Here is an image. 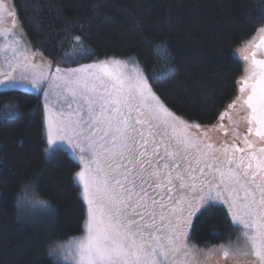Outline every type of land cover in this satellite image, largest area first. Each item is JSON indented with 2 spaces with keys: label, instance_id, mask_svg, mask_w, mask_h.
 Masks as SVG:
<instances>
[{
  "label": "snow or ice",
  "instance_id": "1",
  "mask_svg": "<svg viewBox=\"0 0 264 264\" xmlns=\"http://www.w3.org/2000/svg\"><path fill=\"white\" fill-rule=\"evenodd\" d=\"M13 8L0 0L5 39L18 26ZM5 13L12 18L7 23ZM73 44L81 58L94 54L79 36ZM9 49L16 58L17 47L9 44ZM154 51L171 63L167 44ZM241 52L248 62L246 78L211 127L177 117L149 83L162 71L146 76L133 57L84 65L72 69V76L41 58L49 71L41 70L28 83L0 72V94L27 88L47 99L50 87L58 90L59 109L47 110L46 142L70 146L83 165L74 179L87 203L74 264H264V26L258 42L249 41ZM18 58L13 72L32 65L30 54L21 51ZM223 204L247 231L229 246L231 252L194 251L193 217ZM24 206L48 207L30 186L17 200L18 209Z\"/></svg>",
  "mask_w": 264,
  "mask_h": 264
},
{
  "label": "trees",
  "instance_id": "2",
  "mask_svg": "<svg viewBox=\"0 0 264 264\" xmlns=\"http://www.w3.org/2000/svg\"><path fill=\"white\" fill-rule=\"evenodd\" d=\"M32 62L75 68L133 57L162 102L189 124L211 127L237 97L242 62L235 50L256 40L264 26V0H11ZM83 48L93 55L81 58ZM167 44L171 63L154 46ZM75 60V62H73ZM169 71H163L165 69ZM44 102L24 90L0 94V264H63L50 255L82 234L86 204L74 176L79 167L62 149L49 153ZM236 112L237 110L234 109ZM14 116V119L11 117ZM26 186L49 207L17 200ZM225 207L198 215L191 239L213 247L237 238ZM58 248V247H57ZM56 249V247H55Z\"/></svg>",
  "mask_w": 264,
  "mask_h": 264
},
{
  "label": "rangeland",
  "instance_id": "3",
  "mask_svg": "<svg viewBox=\"0 0 264 264\" xmlns=\"http://www.w3.org/2000/svg\"><path fill=\"white\" fill-rule=\"evenodd\" d=\"M6 2L9 5H13V4H11V0H6ZM13 11H14V8H13ZM15 18L17 19V17H15ZM9 19H12V18H9L7 16V13H5L4 14L5 23H7ZM5 36L7 37L6 39L4 37H0V72L11 75L17 80H21L22 78H24L25 83H28L33 78H35V76L41 70H44L46 72L49 71L46 68V66L43 65V60H40L37 63L32 62V65L27 70L17 69L15 72H13L12 68L15 67L17 65V63H19V58H18L19 52L23 51L25 54L31 55L34 51H33V47L31 46L27 36H25V34H24V32H23V30L19 24H18L17 28H15L11 33H5ZM257 37L259 38V33L257 34ZM9 44H12V45L17 47V57L16 58L13 57V53L11 52L10 49L5 51V49L7 48V45H9ZM245 45H246V43L243 45H240L234 52L235 58L242 62V71L243 72L237 81L238 83L241 82L243 79H245L246 75H247L248 62L243 60V58H242L243 53L241 52V49H243L245 47ZM258 58H259V53H258ZM121 60H123V59H121ZM90 64H93V63H85L84 65H90ZM84 65H79V66H76L75 68H70V69L61 68L60 74L61 75L66 74L68 76H72V75H74V73L71 72L72 69H79ZM50 71L52 72V74H55L54 68L51 69ZM239 87H240V83H239L238 90H237L238 95H239ZM19 90L37 93L35 89L30 90V89L25 88V89H19ZM47 91H48L47 99H45V97L43 95H40L42 102H44L43 124H44V128H45V135L46 136H47V132H46L47 110H48V108H51L53 111H57L60 107V104H58V95H57L58 90L55 87H50ZM232 112H233V114L235 113L234 110H232ZM242 127H243V125H241V128ZM47 146H48V149H52V151H50L49 153H53V152H56V150H58V149H62L64 151L68 152L70 154V156H72V153L70 151V146L65 145L64 147H60V148H53V146H51L49 144ZM77 165L79 167L77 172H79L81 170V168L83 167V165L81 163H77ZM75 182H76V180H75ZM76 184L78 185L77 182H76ZM79 189H81L80 192L82 194V186H79ZM220 203L222 204V202H220ZM85 204H86V210H87L86 201H85ZM222 207L226 208L228 215L230 216V219L232 221L233 226H235V227L237 226L239 229L238 234H237V238L234 240H231L227 243L218 244V245H215L213 247H204V248L198 247L195 244V242H193L192 239L190 238L189 243H190V245L195 246L194 251L206 253L210 250H219L221 248H227L231 252L232 249L229 246L236 244L238 242V239L242 238L243 232L247 231V229H244L243 225L238 224L237 221L232 219L231 212L228 211V205L227 204H223ZM196 218H197L196 216L193 217V223H194ZM85 222H86V220H85ZM85 225H86V223H85ZM84 235H85V226H84V229L82 231V234L74 236L70 240L62 242L60 245H62L63 247H58V248L56 247L55 251L51 252V256L56 258V260L59 261L60 263L74 264V253H73L74 245ZM190 235H191V233H190ZM219 255H220V259H224L222 252H220Z\"/></svg>",
  "mask_w": 264,
  "mask_h": 264
},
{
  "label": "clouds",
  "instance_id": "4",
  "mask_svg": "<svg viewBox=\"0 0 264 264\" xmlns=\"http://www.w3.org/2000/svg\"><path fill=\"white\" fill-rule=\"evenodd\" d=\"M46 202H47V201H46ZM47 205H48V207L50 206L48 202H47Z\"/></svg>",
  "mask_w": 264,
  "mask_h": 264
}]
</instances>
